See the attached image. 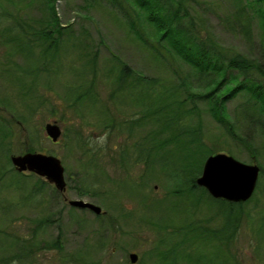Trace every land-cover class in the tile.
<instances>
[{
  "label": "trees",
  "instance_id": "obj_1",
  "mask_svg": "<svg viewBox=\"0 0 264 264\" xmlns=\"http://www.w3.org/2000/svg\"><path fill=\"white\" fill-rule=\"evenodd\" d=\"M24 1L0 0V35L8 42L11 51L21 54L25 51L30 54L26 65L9 62L0 69V79L5 75V80L17 85L14 102L7 97L0 100L5 110L9 109L4 112L0 107V184L6 165L10 171L13 169L9 163V155L14 151L21 153L34 150L26 140L27 135H31L29 126L26 127L28 129L25 140L19 139L18 133H22L23 128L17 120L28 125L30 116L48 99L47 95H44L45 89L50 88V80L58 77L51 71L61 70L62 67L52 63L62 42L69 41L72 37V50L77 53L79 63H72L77 65L69 72L72 78L61 82L64 90L60 97L67 107L75 106L79 109L81 106L87 112H96L98 118L92 125L104 133L120 134L125 131L135 137L129 146L121 144L115 149L114 156L107 155L114 168L125 172L116 184L119 188L117 190H123L124 195L137 196L136 202L141 208L138 220L159 231L149 253L154 258L152 264H178V258L187 260L182 261V264H240L231 248V241L242 221L249 224L255 244H264V183L260 182L264 176L263 165L258 162L256 185L251 196L245 201L214 198L204 187L197 185L194 178L199 174L205 156L216 149L210 144L207 145L202 137L198 108L193 103L188 104L189 101L195 100L204 103L211 116L223 126L227 137L239 142L253 157H257L258 151L249 137L242 135L230 120L231 113L228 112L226 104L238 93L245 92L248 98L239 108L235 107L234 113L240 111L242 120L264 135L263 63L241 52H230L212 40L207 31L203 34L200 28L195 26L190 14L191 3H198V0H83L82 6L85 8L95 5L106 7V10L132 32L139 44L146 47L154 58L168 66L172 75L177 73L178 60L187 63L193 69L195 77L192 78H195V87L198 90L183 88L181 83L173 81V76L164 78L144 75L127 65L116 54L111 56L108 66L104 65V70H101L97 65L98 50L89 45L87 35H83L85 28L81 29L77 36H72L71 30L68 29L70 25H65L59 20L55 8L56 0H27V3L41 2L42 13L38 17L29 16L25 12L21 6ZM251 5L255 7L251 8ZM254 16L258 17L262 30V45L264 0H234L233 9L225 18L237 24L238 28L245 32V36L250 37L249 29ZM63 34L68 38H64ZM262 47L264 49V46ZM101 77L102 81L105 78L108 83L107 100L100 99L95 88L97 79ZM40 83L44 84L41 88L44 94L40 93ZM127 98L138 110L119 118V105ZM19 101L21 104H16L15 107V102ZM50 111L52 113V109ZM76 111L79 117L83 118V111ZM145 121H149L152 127L142 136H135L137 126H141ZM84 124L88 125V122L73 127L64 126L61 136L65 139L67 149H76L78 177L81 178L79 185L82 187L80 190L90 189L103 200L108 191H105L101 184L105 168L101 158L105 145L100 146L89 134L83 136L81 127ZM90 141L94 142L91 147ZM139 162L144 165L141 174L131 177L130 167ZM155 167L160 174H157ZM162 175L176 178L178 183L167 189L162 196L145 193L144 182L161 178ZM45 181L37 176L35 181L31 182L26 196L34 197L40 194L42 187L48 183ZM170 197L171 201L179 198L185 202L180 219L176 222L166 219L165 202ZM249 202L252 203L251 206L249 209L245 208ZM1 203L0 201L2 208L11 204ZM202 203L214 208L211 215L218 217L217 225L205 222L209 217H213L210 214L206 220L196 216ZM120 208H124L122 203ZM158 209L159 217H156ZM133 211L124 209L122 215L129 218ZM96 216L103 217L104 214ZM106 217V223H101V226L93 229L94 235L98 236V240L94 242L98 245L103 240L101 238L99 241V237L104 229H116V218L109 215ZM50 220L49 216L33 219L29 241L24 237H15L0 228V240L8 239L10 244L25 246V251L21 252H12L6 247L2 249L0 264H23L20 257L33 251V245L39 250L52 247L60 251V232L49 242L33 240L35 231L43 229ZM73 259L69 257L60 264H69ZM84 264L94 262L86 261Z\"/></svg>",
  "mask_w": 264,
  "mask_h": 264
},
{
  "label": "rangeland",
  "instance_id": "obj_2",
  "mask_svg": "<svg viewBox=\"0 0 264 264\" xmlns=\"http://www.w3.org/2000/svg\"><path fill=\"white\" fill-rule=\"evenodd\" d=\"M82 5L83 0L55 1L59 20L65 25H70L68 29L71 30L72 36H77L80 30L85 28L86 31H84L83 35H87L90 42L89 45L95 46L94 48L98 50L97 65L99 68H102L106 64L108 66L111 56L116 54L127 65L142 72L144 75H157L164 78H171L173 76V81L181 83V86H184L183 88H191L192 91L198 90L195 87L196 80L192 78L195 75L193 69L187 63L178 60V65H176L177 73L172 75L168 66L163 64L161 60L154 58L146 47L139 44L132 32L127 30V27L121 20L116 19L106 10V7L95 5L91 8H85ZM233 5L234 0H198V3H191L190 14L195 26L199 27L203 34L207 31L211 39L220 44L222 48H226L230 52H241L246 56L259 60L264 65V49L262 47L264 43L261 45L263 37L258 17L254 16L251 21L249 29L250 37H247L245 36V32L238 28L237 24L228 21L229 18H225L233 9ZM21 6L29 16L38 17L42 13L40 1L27 3V0H25L21 3ZM253 7L255 6L251 5V8ZM63 37L68 38L66 34H63ZM71 38L69 41L65 40L62 42L60 50L56 53V57L52 63L55 66L58 64L62 66L61 70L54 71L53 69V72L51 71L53 75H58L57 79L50 80V88L45 89V94L41 90L44 84H38L40 93L45 96L47 95L48 99L38 106V109L30 116L28 125H25L24 121L17 120L21 122L20 124L23 128L22 133H18L19 139L24 141L26 131L28 128L30 129L31 135H27L26 140L34 149L32 151L50 153L56 155L61 160L64 167L66 188L64 191H59L52 183L46 180L48 183L42 187L40 194L34 197L26 196L31 182L33 183L38 175L27 170H15L9 159V163L13 169L10 171L8 165H6L5 174L0 184V201L2 202L1 204H8V202H11V204L8 207L5 206L6 208L0 207V228H4L9 234H14L15 237H24L25 240L29 241L34 224L33 219L49 216L51 218L49 224L43 229L36 230L33 240L49 242L60 232L62 241V249L60 251L52 247L39 250L33 245V251L28 252V255H24V253L20 257V262L23 264H60L69 259V257L74 258L69 264H84L86 261H93L94 264H152L154 258L149 253L159 235V231L148 227L146 223L138 220L141 208L137 205V196L124 195L125 192L123 190H117L119 188L116 187V184L119 183V178L125 172L114 168L107 155L114 156L115 149H118L121 144L129 146L135 137L127 134L125 131L120 134H107L106 144H104L105 150L101 158L102 164L105 167L104 175L106 177L102 176L101 179L103 181L101 184L103 189L108 191L102 200L90 189L87 191L80 190L82 187L79 185L81 178L78 177V155L75 153L76 149H67L65 147V139L61 135L57 141H52L46 136L44 124L47 121H55L60 125L61 131L64 129V126L73 127L87 121L88 125L84 124L81 127L82 135L89 134L98 144L100 138L105 134L102 130L92 125L98 118L96 112H87L81 106L79 109L77 107L76 109L75 106L67 107L65 105L66 102L60 97L64 90L61 82L72 78L69 72H71L70 70L73 67L77 66L75 64L79 63L77 53L75 50H72L74 48L72 46L74 45L71 43ZM11 50L8 47V42H5L3 35H0V69L3 68L5 63L8 64L9 62L24 65L29 62L27 61L30 56L28 52L22 51L21 54ZM40 61L39 59V63ZM72 63L75 64L72 65ZM101 70H104V68ZM41 73L44 74L43 71ZM2 79H0V100L7 97L14 102V95L17 94V85L14 82L5 80V75ZM102 80L103 77L97 79L95 88L98 91L99 98L107 100L108 83L105 82V78L104 81ZM247 98L248 95L245 92L238 93L227 102L226 106L228 112L231 113L230 120L236 125L237 130L245 137H249V140L258 151L257 157H253L239 142L227 137L228 135L225 134L223 126L211 116L204 103L195 100L194 102L189 101L188 104L193 103L198 108L197 113L198 118L201 120L200 130L203 135L202 137L207 145L210 144L216 149L213 153L225 152L243 162L256 164L259 162L264 168V135L260 130L250 127L245 120H242L240 111L237 114L234 113L235 107L239 108L240 104ZM121 102L119 112L117 113L119 118L138 110V107L132 105L129 98ZM16 104H21V101L15 102V107ZM0 107L4 109V112L9 111L8 108L5 110L1 104ZM50 109H52V113ZM76 110L83 111V118L79 117ZM90 123L91 125H89ZM151 127L152 124L150 125L149 121H145L141 126H137L134 131L135 136H142ZM17 153L14 151L11 154ZM143 168L144 165L139 162L130 167L129 175L137 177L141 174ZM155 169L157 174H160L157 167ZM24 174L29 175L25 176ZM162 176L161 178L157 177L159 179L153 178L147 183L144 182V192L152 194V196L154 194L162 196L167 189L172 188L178 183V179L176 178ZM42 179L44 178L42 177ZM260 182L264 183V176L261 177ZM72 198H81L98 204L104 216L97 217L96 213L90 209L70 205L67 201ZM170 199L171 197L165 202L167 207V209L165 208L166 219L176 222L180 219V212H182L185 202L179 198L176 201H171ZM114 201L117 203H114ZM121 203L124 208H120ZM251 204V202L247 203L245 208L249 209ZM124 209L134 210L135 212L133 211L132 215L126 218L122 215ZM143 210L145 211L144 208ZM159 210H157L156 217H159ZM213 212V207L202 203L196 212V216L206 220L205 218L209 214L213 216L211 215ZM251 212L253 211L251 210ZM106 215L116 218V229L114 227L104 229L101 233L102 236L99 237V241L101 238L103 240L98 245L94 242L96 239L98 240V236L94 235L93 229L98 228L101 223H106ZM135 215H138L137 218H134ZM217 219L218 217L213 216L209 217L205 222H208L210 225H217L219 222ZM5 247L12 252L25 251L24 245L10 244L8 239L7 241L0 240V252ZM231 248L234 250L236 259L240 264H264V244H255L250 226L244 221L239 223L236 234L231 241ZM129 252L137 253V258L134 262L129 260ZM177 260L178 264H182V261L187 262L185 259L178 258Z\"/></svg>",
  "mask_w": 264,
  "mask_h": 264
},
{
  "label": "water",
  "instance_id": "obj_3",
  "mask_svg": "<svg viewBox=\"0 0 264 264\" xmlns=\"http://www.w3.org/2000/svg\"><path fill=\"white\" fill-rule=\"evenodd\" d=\"M44 130L52 141H56L61 134V127L55 121L45 122ZM9 159L15 170L34 172L52 183L57 190H65L64 167L56 155L26 151L10 154ZM258 172L259 166L256 163L243 162L228 153L216 152L204 158L201 171L194 181L214 198L245 201L254 191ZM67 202L72 206L88 208L96 214L102 212L98 204L88 200L72 198ZM128 256L129 260L134 262L137 253L129 252Z\"/></svg>",
  "mask_w": 264,
  "mask_h": 264
},
{
  "label": "clouds",
  "instance_id": "obj_4",
  "mask_svg": "<svg viewBox=\"0 0 264 264\" xmlns=\"http://www.w3.org/2000/svg\"><path fill=\"white\" fill-rule=\"evenodd\" d=\"M106 140H107V133H105L104 136L100 138L99 145L103 146L104 144H106ZM93 143L94 142L90 141L89 146L91 147L93 145Z\"/></svg>",
  "mask_w": 264,
  "mask_h": 264
},
{
  "label": "flooded vegetation",
  "instance_id": "obj_5",
  "mask_svg": "<svg viewBox=\"0 0 264 264\" xmlns=\"http://www.w3.org/2000/svg\"><path fill=\"white\" fill-rule=\"evenodd\" d=\"M88 209V208H87Z\"/></svg>",
  "mask_w": 264,
  "mask_h": 264
}]
</instances>
